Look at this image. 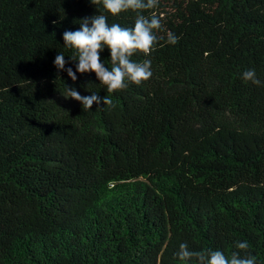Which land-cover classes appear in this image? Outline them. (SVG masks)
<instances>
[{
  "label": "trees",
  "instance_id": "16d2710c",
  "mask_svg": "<svg viewBox=\"0 0 264 264\" xmlns=\"http://www.w3.org/2000/svg\"><path fill=\"white\" fill-rule=\"evenodd\" d=\"M153 13L165 39L132 57L151 78L109 93L55 67L59 53L78 63L63 33L98 14L133 27L136 13L0 0V264H182L181 243L230 255L243 241L264 264V83L242 78L264 82V0H159ZM65 85L115 106L83 110Z\"/></svg>",
  "mask_w": 264,
  "mask_h": 264
},
{
  "label": "clouds",
  "instance_id": "9594fccd",
  "mask_svg": "<svg viewBox=\"0 0 264 264\" xmlns=\"http://www.w3.org/2000/svg\"><path fill=\"white\" fill-rule=\"evenodd\" d=\"M91 3L102 4L103 9L112 16L129 11L136 13L134 26L122 27L115 23L109 25L104 14L83 18L78 30H65L63 33L64 47L73 50L70 59L78 61L76 71L74 72L71 67L66 68L68 61L65 60L63 53L55 57V67L59 71H66L72 81L77 80L76 72L81 74L93 72L109 93L126 89L129 83L140 85L150 79L151 60L136 62L132 57L137 53L150 56L159 41L165 39L164 36L157 34L164 31L161 18L155 13L151 16L143 14L145 10L156 8L159 0H91ZM179 39L180 37L174 33L167 32L166 43L176 45ZM105 48L110 50V69L101 62L100 53ZM242 78L245 82L250 81L257 86L264 83L257 78L255 69L244 71ZM62 95L66 99L71 98L80 102L83 110H91L94 104L99 106L101 103L104 106H115L108 96L100 97L97 93L82 96L75 88L66 85ZM235 248L237 251L225 255L221 250L193 251L189 249L187 243H181L176 256L182 264H188L189 261L194 264H256L257 257L251 254L247 241L236 242Z\"/></svg>",
  "mask_w": 264,
  "mask_h": 264
}]
</instances>
